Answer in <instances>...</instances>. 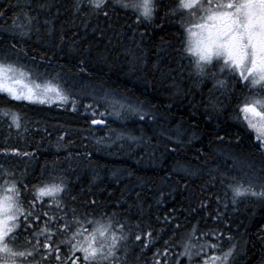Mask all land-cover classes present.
I'll use <instances>...</instances> for the list:
<instances>
[{"label":"trees","instance_id":"trees-1","mask_svg":"<svg viewBox=\"0 0 264 264\" xmlns=\"http://www.w3.org/2000/svg\"><path fill=\"white\" fill-rule=\"evenodd\" d=\"M155 3L153 19L138 22L115 0L102 10L89 0L79 10L77 0H0V60L48 68L75 93L85 87L84 93L96 96L115 94L149 113L143 120L126 109L117 116L116 107L91 93L51 105L0 93V108L21 118L18 128L0 113V168L22 178L23 190V182L32 190L54 177L66 184L55 199L37 202L35 211L72 226L52 235V221L34 259L27 258L31 264H69L68 241L86 240L97 227L93 221L111 223V234L126 237L112 264H186L184 245L194 228V254L205 241L231 236L244 244L234 264H264V197L248 194L233 202L230 187L246 174L264 179V149L235 112L248 89L236 77L230 95H217L210 66L203 82L196 79L192 58L183 51L181 17L166 15L175 0ZM14 21L27 28L9 32ZM93 119L104 123L94 125ZM121 133L124 138L117 139ZM114 137L112 147L103 144ZM31 193L24 197V212ZM47 219L30 222L42 229ZM78 227L83 235L73 239ZM44 242L60 251L49 254Z\"/></svg>","mask_w":264,"mask_h":264},{"label":"snow or ice","instance_id":"snow-or-ice-1","mask_svg":"<svg viewBox=\"0 0 264 264\" xmlns=\"http://www.w3.org/2000/svg\"><path fill=\"white\" fill-rule=\"evenodd\" d=\"M81 2L82 0H77V10ZM115 2L124 9H131L136 14L138 22H141V18L151 21L156 11L155 0H115ZM106 3L107 0H89L94 10H102ZM4 15V12H0V17ZM104 15L107 16V12ZM166 15L181 17V25L187 34V42L183 51L195 58L194 62L199 74L204 75L207 66H219L221 72L227 70L233 79L238 76L239 82H244V87L249 89V95L238 100L237 110L243 115V120L248 126L257 132L258 146L264 149V0H175V3L169 6ZM31 22L32 18H29V26ZM18 27L23 29L24 26L17 25L14 21L12 30L15 32ZM25 34V31H20V35ZM217 84L225 91L229 87L224 80H218ZM253 89L256 91L253 92ZM0 93L13 101H27L34 104L51 103L55 100L63 103L68 101V95L59 84L50 80L43 83L37 82L31 79L30 74L22 67L3 60H0ZM111 103L115 106L117 102L111 101ZM87 107L90 108L91 105ZM119 107L121 110L126 109L139 114L141 120L145 118L146 114L139 113V110L132 105L120 104ZM73 110H75L74 104ZM3 114L11 115L13 124L20 127V117L17 113L9 109ZM95 114L93 111V115ZM115 114L120 115L119 111ZM249 114L259 117L262 123L259 126L254 124ZM100 115L104 114L100 113ZM91 123L97 125L103 124L104 121L93 119ZM123 138V133L117 135V139ZM127 138L136 139L131 135ZM0 175L12 176L13 174L5 169L0 170ZM17 184L15 179L5 180L3 184H0V264H31L27 258L34 259V253L39 251V246L42 244L38 235L47 232L52 221H57V233L52 235L67 232L72 226V223L64 220L63 217L56 218L49 216L47 212L37 213L35 211L37 202L43 205L45 197L55 199L58 193L65 191L66 185L62 178L59 183L42 182L40 185H34L31 190L32 200L28 202L27 212H24L22 208L21 189ZM230 187L234 193L233 202L237 197L249 193L253 196L264 197V191L256 193L252 191L251 186L245 188L243 184H237L230 185ZM24 189L28 191L27 185H24ZM22 215L23 220L20 219ZM43 217H48L44 221L45 226L40 229L39 233H36L30 218L40 221ZM59 220H64L63 226L59 224ZM74 223L82 226L81 221H74ZM89 223H95L97 227L92 230L88 239L75 244L68 241L73 254L69 264H104V262L112 264V260L116 258L119 241L126 237L123 235L117 237L115 234L109 237L111 223L100 224L95 221ZM121 231H123L122 228ZM26 232L32 236L35 244H32L28 236L24 235ZM195 232L194 228L189 234V242L185 244L184 254L190 258L192 256L191 239ZM82 235L78 227L72 238L75 239ZM148 235L151 236V233ZM135 239L141 240V237L137 235ZM50 240L51 236L46 235L45 241ZM42 246L50 250L49 254L60 251L59 245L53 247L52 243L44 242ZM77 252L80 255H75ZM231 255L232 250L230 249L224 253L222 260L219 257L212 259L213 261L220 260V264H227V259ZM56 259L60 260L58 254ZM204 264L208 262L205 261Z\"/></svg>","mask_w":264,"mask_h":264},{"label":"rangeland","instance_id":"rangeland-1","mask_svg":"<svg viewBox=\"0 0 264 264\" xmlns=\"http://www.w3.org/2000/svg\"><path fill=\"white\" fill-rule=\"evenodd\" d=\"M86 1L87 0H82V2L79 4V6H81ZM18 25L24 26L21 23H18ZM26 28H27V25L25 24L23 29H26ZM8 29H9L8 30L9 32H14L12 29H10V28H8ZM17 29H21V28L18 27ZM17 29L15 30L14 34H17ZM186 42H187V34H186ZM185 46H186V44H185ZM185 46H184V48H185ZM184 53L186 54V56H189L190 58H192V60L190 61L192 63L191 69H192L196 79H198L199 81L203 82L204 79L206 78V76H208L210 73H212V75L214 77L213 87H214V91L217 93V95H221V96L230 95L232 93V87L234 86V84H235V86H238V82H236L234 79H231V76L228 74L227 70H225V73L221 72L220 69H219V66H216V67L210 66V68H211V72L210 73H208L209 72L208 71V67L209 66H207L206 69H205V74L204 75L199 74L198 69L195 66V62H194L195 58L192 57L191 55H189L186 52H184ZM213 63L215 64L216 62L214 61ZM14 64L17 67H22L24 71H26V72H28L30 74L31 79L36 80L37 82L43 83L44 81H49L50 80V81H53L56 84H59L65 90L66 94L68 95V101L71 99V95H80V96H82V95L91 96V94H93L94 96L100 95L98 93L96 94L93 91H90L88 93H84L85 87H81L79 89V91L75 90V91H77V93L73 92L72 90H69L67 87H65L62 84L61 80L58 78V76H56V74H54L52 72H48V70H49L48 68H43V69L39 68L38 69V67H36L34 65L27 64V63H25V64L24 63L23 64L14 63ZM218 80H224L229 85L227 91H225V89H222V88L219 87V85L217 84ZM252 91L255 92L256 89H253ZM246 95H249V89L248 90H244L242 95L238 98V100L242 99V97L246 96ZM96 97L99 98V99H102L104 101H107V103L110 106H114L111 103V101L117 102L115 104V106H114V107H116L115 108L116 111H121L119 105L120 104H124V105H132L134 108H137L139 110V113L146 114L147 116L149 115V113L146 112V110L143 109L142 107H138L137 105H135V104H133L131 102H123V100H121L115 94H113V95L111 94L109 96V95H107V93L104 92L102 96H96ZM105 97H107V100H105ZM238 100H237L236 104H238ZM51 103H60V104H62L63 102H61L59 100H55L54 102H51ZM51 103H48V105H51ZM30 104L42 105V104H34V103H30ZM7 110H9V109L0 108V113H2V115H4L3 112L7 111ZM11 112L17 113V111H15V110H11ZM235 112H236L237 117L243 119V115L238 113L237 109H236ZM5 116L6 117L8 116V117L11 118V115H5ZM249 118L257 126H259L262 123L260 121L259 117H253V116H251V114H249ZM11 121H12V118H11ZM20 122H21V120H20ZM251 129L255 132V134L257 136V132L253 128H251ZM114 140H116L115 137L111 141L110 140H105L103 142V144L108 146V147H112L113 146L112 144H114L113 143ZM25 162H27V161H25ZM32 163H33V161H32ZM3 169L4 168H0V170H3ZM245 177L246 178H245L244 181L233 180V182L235 183V185L243 184V186L245 188H248L249 186H251L252 191H254L256 193H260L261 191H264V179H262V180L254 179L253 177H251L248 174H246ZM12 179H15L18 182L17 186L21 189L20 200H21V203L23 205L24 197L28 198L27 194L30 195V193H31L30 187L27 185V183L23 182L24 185H27V187H28V191H25V190H23L22 185H21L22 178H13L12 176H3V175H0V184H3L5 180L11 181ZM64 181L65 180L63 179V182ZM46 182L59 183L60 182V177L51 178V179L47 180ZM64 185H66L65 182H64ZM60 193H58L57 196L60 195ZM249 194H251V193H249ZM246 195H248V194H246ZM257 196H259V195H257ZM45 198L52 199V198H49V197H45ZM22 208H23V206H22ZM39 231H40V229H38L36 231V233H39ZM110 236H111V233H109V237ZM42 237H43V234L42 235H38V239L41 242H42ZM229 237L232 238L231 236H227L225 239L217 238V240L215 239V240H208V241L203 242L202 244H205V243L206 244L202 248H200V250L198 248L199 251L197 252V254H194L196 251L192 252V256H191V258L188 257V259H187L188 262L186 264H204L205 261H207L208 264H220V260L223 259L224 253L228 252L230 249L232 250V255L228 257L227 264H234V260H235L236 257H238V252L243 250L244 244H242L240 242V240L229 239ZM29 240L32 241V244L35 243V240L32 239V237H29ZM21 244H23V242H21ZM212 245H216V247H212ZM184 249H185V245H184ZM191 251H192V248H191ZM214 257H219L220 260L213 261L212 258H214ZM56 264H60V263H56Z\"/></svg>","mask_w":264,"mask_h":264},{"label":"flooded vegetation","instance_id":"flooded-vegetation-1","mask_svg":"<svg viewBox=\"0 0 264 264\" xmlns=\"http://www.w3.org/2000/svg\"><path fill=\"white\" fill-rule=\"evenodd\" d=\"M8 152H9V151H8ZM15 152H18V150L15 149ZM20 152H21V151H19L17 154L19 155ZM29 154L31 155V154H35V153H33V152H29ZM20 219L23 220V215L20 217ZM32 225H33V224H32ZM33 230L36 232V231L38 230L37 226L33 225ZM24 235H25V236H28V238H29V236H30L27 232L24 233ZM21 242H23V241H21Z\"/></svg>","mask_w":264,"mask_h":264}]
</instances>
